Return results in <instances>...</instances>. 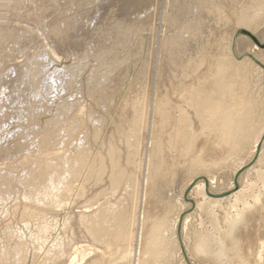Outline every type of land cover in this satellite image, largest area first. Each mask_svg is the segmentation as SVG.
I'll list each match as a JSON object with an SVG mask.
<instances>
[{"label": "rangeland", "instance_id": "1", "mask_svg": "<svg viewBox=\"0 0 264 264\" xmlns=\"http://www.w3.org/2000/svg\"><path fill=\"white\" fill-rule=\"evenodd\" d=\"M134 1L81 0L75 3L77 9L62 5V1L58 5L62 8L65 17L70 16L68 19L73 21L75 27L71 31L73 34L71 32L69 34L71 41L69 38L67 40V53L59 54V59L53 63V67L75 71L74 87L68 90V93L66 92V98L84 86L81 89L83 91L81 102L85 108L83 107V113L79 118L81 123L71 121L76 126L74 125L73 137L65 139L67 145L65 149L72 155L84 151L87 161L80 167L81 171L77 176L70 174L68 177L67 187L69 188L63 195L60 207L46 208L39 205V208L43 209L41 212L45 214L44 222L49 224V231L46 241L37 243L34 237L43 219L36 221L34 219L36 217L24 214L26 205H30L24 199V194L28 193L31 187L28 184H22L25 181L26 170L21 162L27 153L26 149L35 155L33 153L43 133L45 122L52 117L55 109L49 105L52 108L49 115L39 117V125L36 127L27 122L20 128L13 123L12 119L6 122V126L5 123H0V139L3 141L5 136L14 133L13 141L19 143L17 152L12 150L10 153H3V162H1L4 163L1 168L8 166L11 170L9 195L5 204L0 206V249L5 246L7 252V260H4L2 264H91V261L97 257L104 264L108 258L117 253L120 258L128 257V264H219L214 257L198 252L202 240L211 238L212 241L217 242V231L223 229L225 223L235 215L237 210H242L244 206L255 207L256 199L259 198V201L264 199V11H258L256 23L250 28H245L236 25V16L229 0H206L208 6L205 7L216 8L220 19L230 24L233 31L232 43L223 65L225 64L229 86L232 89L230 96L248 101L249 107L243 122L245 131L242 140L239 141L238 149L209 169L200 167L202 165H192L184 160L181 163L177 162L170 170L155 173L151 163L153 153L161 141V135L168 130L170 124L169 121L162 123L160 110L164 109L165 96L176 100L177 92L184 89L182 86H176V79L173 78L171 66H169V53L175 48L179 61L188 60V50L193 42L189 39V32L185 26L192 20L190 10L195 0ZM261 1L264 0L244 2L241 12L243 14L256 12L255 6L260 5ZM39 4L34 0H9L10 7L7 10L5 7V11L0 13V26L10 25L17 30V33L24 36L35 31L34 34H37V41L40 43L38 49L40 51L38 56L32 57L33 62L40 61L43 55L50 54L48 50L51 47V40L47 18H52L57 12L50 6L45 17L44 13L38 10ZM198 7L199 5L197 9L200 11V16L207 15L205 21L202 19L201 30H209V32L217 30L218 27L213 19L206 14L207 9ZM74 14L75 17L72 18ZM186 18H189V21ZM78 35L83 39H76L80 41L76 44L73 39ZM173 40L177 45H173L170 49L168 45ZM9 43L6 48L9 46L7 52L9 51L10 54V50H13L15 46ZM70 44L73 45L70 46ZM27 46L25 47L23 43L17 45L15 52L11 50L13 55L10 54V57L16 56L15 58L22 60V51L23 53L34 51L32 44ZM105 48H108L111 53ZM104 51L107 53L104 54ZM115 60H120L122 68L120 66L118 71L121 72L118 74H122L119 75L118 85L113 89L115 92L104 101L107 103L104 108L100 103L87 97L86 80L93 74L105 73L108 66ZM7 64L8 62L5 65L0 62L2 83L13 73ZM111 82L113 83L110 78L106 84L110 85ZM133 111L137 112L135 113L137 115L139 113L141 118L136 116L139 124L135 133L127 132V134L132 137L131 141L136 143L137 150L129 159L122 158L125 154L123 151L121 162L126 176L117 189H111L108 168L100 181L95 182L90 173L91 165L97 157L104 155L106 141L115 124L123 120L130 121ZM89 113H93L99 122H91ZM158 125H161L162 133L156 130ZM130 175L139 183L134 204L130 199L134 184L129 187L127 184ZM127 194L128 199L124 200V205L121 206L119 199H123ZM261 203H264V200ZM113 214H119L124 218L123 228L109 220L108 216ZM101 225L121 233L122 241L111 247L114 250H105L102 240L95 241L88 232L90 229L98 231ZM7 229L15 233L13 238H5ZM152 230L158 231L162 253L161 259L158 258L154 263L150 262L147 244ZM257 231L264 234V228H257ZM20 236L23 242L18 240ZM62 239L66 240V252L59 258H55L56 247ZM18 243L23 244L20 254L23 259L15 263L18 257L14 260V251L18 248Z\"/></svg>", "mask_w": 264, "mask_h": 264}, {"label": "bare ground", "instance_id": "2", "mask_svg": "<svg viewBox=\"0 0 264 264\" xmlns=\"http://www.w3.org/2000/svg\"><path fill=\"white\" fill-rule=\"evenodd\" d=\"M34 1L40 3V6L37 7L40 13H44V16L50 6L52 9L54 7L57 10L55 13L56 15L53 14L52 18H47V21L49 22L47 28H49L48 33L51 40V47L50 50H48L50 54H47V56L43 55L40 61L37 60L33 62L32 57L35 58L36 55L38 56V52L40 51L38 50L40 48V43L37 41V34H34L35 31L24 36V34L21 35L20 33H17V30L13 29L10 25L7 26L6 24L7 27L4 25L0 26V62H2L3 65L8 62L7 67L10 66L13 70L12 76L8 78L6 77L4 83L1 82L0 77V123H5L4 125L6 126V122L12 119L13 123L17 124V127L22 128L27 122L36 127L39 125V117L43 118V115H49V112L52 109L49 105H52L55 109V113L52 117L45 122L43 133L35 149L36 151L32 150L35 155H32L29 149H26L27 153L21 162L26 170L25 181L22 184H28L31 187V190L24 194V199L28 201L30 205H26L25 213H23H27L26 215L31 217H36L34 218L36 221L43 219L38 226V233L35 234V237L33 236L35 238L34 241L38 243L39 241H46V235H48L49 231V224L44 222L45 214L41 212L42 208L40 209L39 205H43L46 208H57L61 206L64 197L63 195L69 188L67 187L68 177L70 174L73 176L79 174L81 171L80 167L84 166L87 161V156L83 150V152L74 153L72 155L65 149L67 147L65 141L72 136L76 126L75 124L74 126L71 121L74 120L78 124L80 121L79 118H81V113H83L82 110L84 105L81 102L83 91L81 89H83L84 86L78 88L77 91L75 90L73 94L66 98L67 91L74 87L75 71L68 68L57 69L53 67V63L57 62V59H59L58 55L61 53L65 55L67 53V40L70 32L75 27L73 21L69 20L70 16L68 15L69 17H65L62 8L58 5H60V2L62 1V5L73 6L77 9L78 7L75 3H79L81 0ZM229 1L232 4L233 13L236 16L237 26L250 28L256 23L257 12L264 11V1H261L260 5L255 6L256 12L249 14H243L241 12L242 4L248 0ZM255 2H257V0H255ZM25 3L26 2H24V4ZM17 4H19V2ZM81 4L83 5V3ZM198 5L200 9L208 6L206 5V0H195V4L190 10L192 20L189 21V18H186L189 23H187V26L185 27H187V31L189 32V39L193 42L191 43L190 50H188V60L179 61L180 58L176 56L175 48L170 50L171 52L169 53L171 74L173 78L176 79V86H182L184 89H180V92H177V94L173 93L178 96V99L176 100L170 96H165L163 104L164 109L160 110V115L162 114V123L165 124L169 121L170 124L168 130L161 135V141L153 153V158L151 156V163L155 173L170 170L177 162L181 163L184 160L192 165H202L200 167H206L209 169L214 164L220 162L223 158L229 156L235 149H238L239 141L242 140L245 131L243 128V122L246 111L249 108L248 101L241 99L240 97L232 98L230 96L232 89L229 86V78L226 73L225 64L223 65L224 61L227 59V52L232 43L233 31L230 28V24L225 23L224 20L220 19L218 12L216 11L217 9L213 6H211L212 8L210 6L205 8L207 9L206 14L213 19L216 27H218L217 30H212L213 32H209V30L203 31L204 29L201 30V24H203L202 22L207 18V15H205V17H203L204 15L200 16V11L197 9ZM5 7V10L10 7L9 0H0V13L3 12ZM197 10L199 13H197ZM74 17L75 14L72 18ZM81 17L84 18L82 15ZM184 35H186V33ZM174 36L177 38L175 33ZM77 37L74 39L72 38L73 42L76 44L77 42L80 43V41L76 40L80 38L79 35ZM9 42L14 44V49L12 50V47L10 48L14 52L15 48H17L16 46L21 43H23L25 47L28 44L29 46L32 44L34 51H28L25 53L22 51V60L15 58L16 56L10 57V54L13 55V52L11 53L10 50L9 54V51L7 52L9 46L6 48ZM27 42L28 44H26ZM174 42L175 40H173L172 43L169 42L171 46L168 45V47L170 49L173 45H177L176 43L174 44ZM71 45L73 44H70V46ZM72 50L74 49L72 48ZM105 52L107 53V51H104V54ZM109 53H111L110 50ZM120 66V60H115L108 66L105 73L102 72L98 75L93 74L89 76L86 80L87 97L96 103H100L105 108L107 103L104 101H106L111 93L115 92L113 89H115L119 83V75L122 74H118V72H121L118 71ZM110 78L113 83L111 82L110 85H107L106 81ZM229 99L232 101H228ZM135 113L134 111L132 112L130 121L127 122L122 119L123 121L115 124L112 132H110L109 139L107 138L108 140L106 141V144L104 143L106 145V147L104 145V155L102 154V157H97L92 163L90 173L95 182L100 181L101 177L106 172V168L109 170L108 181L111 189H117L121 181L125 178L126 171L121 162V155L123 151H125L122 158L129 159L137 150V146H135L136 143L131 141L132 137H129V134H127V132L135 133L136 129H138L139 123L136 116H140L141 118V115ZM89 117L91 122H99V120L94 117L93 113H89ZM116 120L118 121V118ZM156 130L159 133L163 132L161 125H158ZM16 132L18 133V131ZM8 135L9 136L3 138V141L0 139V206L5 204L9 195L8 188L11 172L10 167L8 166H3V168H1L2 165H4V163H1L3 162L2 155L5 152L10 153L12 150L17 152L19 147L18 141H13L15 134L10 133ZM28 138L30 139V137ZM60 146L61 148L59 149ZM66 153L68 155H66ZM139 165L141 164L139 163ZM127 181L128 187L134 184V191L131 192L132 194L130 195V199L134 204L139 191V183L136 179H132L131 175L128 177ZM72 186L73 185H71V187ZM126 196L128 197V194L125 195L123 199L118 198L121 206L124 205V202L128 199ZM262 201H259L258 198L255 200V207L244 206L242 207V210H237L236 213H234L235 215L231 218L229 217L230 219H228V222L226 221L227 223H225L222 229L223 231L217 229V242L212 241L211 238H202L203 240L200 243L199 251H197L214 257L215 261L219 264H264V258H262L264 255V234L258 233L257 231V228H264V203H261ZM28 210L30 211L29 214ZM108 218L110 221L112 220L111 222H116L120 228H123L124 218L122 216L119 214H113L109 215ZM105 222L110 223L107 221ZM11 230H6V239L14 237L13 234L15 233ZM97 230L98 231H92L90 229L88 232L93 236L95 241L99 242L102 240L105 245V250L111 249L112 246H116L122 241L121 233L111 231L107 226L101 225ZM98 235L100 236L97 239ZM160 239L157 230H152L150 232L147 244L149 247L151 263L156 262L162 254L160 249ZM18 240L23 242L21 236ZM22 245L23 244L18 243V248L14 251V260L18 257V259L15 260V263H19L23 259V257L20 256ZM66 246V240L62 239L56 247L57 249L54 253V257L59 258L65 254ZM5 250V246H2L0 249V264H2L4 260H7V252ZM118 255L119 253L112 255L104 264H128V257L126 258L125 256L120 258ZM91 264L103 263L97 257L91 261Z\"/></svg>", "mask_w": 264, "mask_h": 264}]
</instances>
